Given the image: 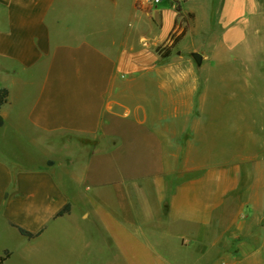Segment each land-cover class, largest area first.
Wrapping results in <instances>:
<instances>
[{
    "label": "crops",
    "instance_id": "obj_1",
    "mask_svg": "<svg viewBox=\"0 0 264 264\" xmlns=\"http://www.w3.org/2000/svg\"><path fill=\"white\" fill-rule=\"evenodd\" d=\"M195 1L181 12L193 14V30L198 7L205 40L215 39L211 0ZM228 2L237 12L246 4ZM144 6L0 0V71L12 79L0 85V226L40 237L76 212L114 264H260L247 237L264 238L244 213L264 220V131L238 127L247 140L218 149L209 83L200 66H171L133 30Z\"/></svg>",
    "mask_w": 264,
    "mask_h": 264
},
{
    "label": "rangeland",
    "instance_id": "obj_2",
    "mask_svg": "<svg viewBox=\"0 0 264 264\" xmlns=\"http://www.w3.org/2000/svg\"><path fill=\"white\" fill-rule=\"evenodd\" d=\"M171 1L173 0H164L148 15L138 13L141 24L138 23L139 20L134 21L133 30L138 34L141 31V35L151 36L155 42V54L162 60H167L173 67L189 64L197 66L192 53H198V48L206 54L208 60H205L198 70L201 78L209 83L210 94L214 95L211 99L217 102L215 107L208 106V114L211 110V114L217 118V134H214V139L217 140L218 149H232L247 140L246 136L235 132L238 127L244 131L250 130L254 135L262 134L264 5L254 7L252 0H244L246 4L237 12L236 5H231L228 0L224 2L211 0L212 11L207 13L208 23L211 25L208 32L216 34L217 37L205 40L206 32L203 30L205 21L198 7L194 22L196 26L193 30L191 24L193 14L181 12L183 7L198 6L196 1L187 0L186 3H182L181 0H174L172 3L174 9L170 6ZM174 14L175 25L166 32ZM177 25L179 28L174 32ZM229 29L234 37L223 36V32ZM11 83L12 79L0 71V85ZM13 83L18 84V81ZM210 97L208 96V99ZM226 118H232V124L227 125ZM248 144L247 150L251 151V141ZM221 160L219 156L210 159L211 162ZM244 170L253 174L251 164L245 165ZM245 215L248 216L247 220L251 221L252 230L260 233V239L264 238V220L260 223L258 220L252 221L248 211L244 213ZM77 216L75 212L70 218L60 219L56 224L51 223L44 235L30 240L21 237L7 226H0V258H4L1 264H114L112 253L104 251L100 246L99 235L91 221L81 222ZM260 216L261 218L264 216V205L260 208ZM247 240L252 251L246 255L258 257L260 264H264V239L257 241L248 236ZM181 261V264H187ZM215 262L216 260L207 264ZM202 263L206 264L203 260Z\"/></svg>",
    "mask_w": 264,
    "mask_h": 264
},
{
    "label": "trees",
    "instance_id": "obj_3",
    "mask_svg": "<svg viewBox=\"0 0 264 264\" xmlns=\"http://www.w3.org/2000/svg\"><path fill=\"white\" fill-rule=\"evenodd\" d=\"M8 102V91L5 88H0V108L6 104ZM3 125V120L0 116V127ZM69 212V205H65L57 214L56 217H60L66 213ZM17 232L24 238L30 240L33 238H36L37 236L40 235L41 232L33 234L28 232L27 230L20 228V227H16ZM8 256V255H7ZM4 260V258H0V264L2 263V261Z\"/></svg>",
    "mask_w": 264,
    "mask_h": 264
},
{
    "label": "built area",
    "instance_id": "obj_4",
    "mask_svg": "<svg viewBox=\"0 0 264 264\" xmlns=\"http://www.w3.org/2000/svg\"><path fill=\"white\" fill-rule=\"evenodd\" d=\"M163 2V0H138V4L142 7L144 6L145 12L149 14V12L155 8H157L158 5H160ZM179 28V25L176 26L174 32H176Z\"/></svg>",
    "mask_w": 264,
    "mask_h": 264
},
{
    "label": "water",
    "instance_id": "obj_5",
    "mask_svg": "<svg viewBox=\"0 0 264 264\" xmlns=\"http://www.w3.org/2000/svg\"><path fill=\"white\" fill-rule=\"evenodd\" d=\"M192 58H193V60H194V62L196 63L197 66L201 65L202 56L199 53H193L192 54Z\"/></svg>",
    "mask_w": 264,
    "mask_h": 264
}]
</instances>
